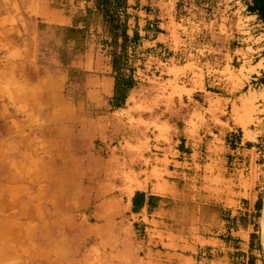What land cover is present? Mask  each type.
I'll list each match as a JSON object with an SVG mask.
<instances>
[{
	"label": "crops",
	"instance_id": "obj_1",
	"mask_svg": "<svg viewBox=\"0 0 264 264\" xmlns=\"http://www.w3.org/2000/svg\"><path fill=\"white\" fill-rule=\"evenodd\" d=\"M8 2L0 19V34L7 36L6 50L0 51V264H248L252 257L254 264H264L263 199L256 217L259 193L241 180L236 190L218 165L221 149L252 158L257 149L259 133L244 130L245 116L233 113L237 101H228L224 144H211L217 156L211 158L210 201L223 209L225 234L195 235L193 227L180 223L176 204L186 170L195 165L198 122L184 117L179 128L147 102L131 101V91L124 107L116 109L128 110V118H92L85 101L111 98L112 76L86 73L85 99L75 101L66 93L73 62L63 65L52 57L47 65L37 64L35 26L69 25V16L43 0ZM259 49L264 62V42ZM256 65L243 88L264 102L255 89L264 90V65ZM78 67L88 71L83 64ZM169 73L170 79L185 76L191 94L202 89L189 70ZM95 80L105 87L93 86ZM116 124L130 130L122 152L108 157L92 152L91 135L108 139ZM137 191L146 200L153 196V206L132 211ZM136 226L144 230V249L134 238ZM252 232L260 247L257 239L250 244Z\"/></svg>",
	"mask_w": 264,
	"mask_h": 264
},
{
	"label": "rangeland",
	"instance_id": "obj_2",
	"mask_svg": "<svg viewBox=\"0 0 264 264\" xmlns=\"http://www.w3.org/2000/svg\"><path fill=\"white\" fill-rule=\"evenodd\" d=\"M43 1L68 15L70 24L37 23L33 34L38 53L37 64L47 65L52 57H57L63 65L73 62L74 65L70 66V87L66 88V93L70 99L82 101L85 99L83 78L86 73L94 77L112 76L110 56L99 43L100 38L93 26L79 44L71 41L70 33L60 27L70 26L73 18L91 3L88 0ZM9 4L8 0H0V19ZM128 4V33L131 35L137 29L141 36L128 49L129 64L137 80L130 93L131 101L147 102L148 106L154 107L157 115L163 113V118L171 116L179 128L184 125V117L188 116L199 125L198 145L195 147L197 154L193 159L195 165L186 170L182 198L176 204V210L181 215L180 223L187 225V228L193 227L195 235H212V231L225 234L223 209L220 204L214 205L210 201L211 158L219 155L218 165L226 177L233 178L236 190L239 188L238 180H241L245 187L255 189L264 201V102L255 99L254 91L243 88V83L247 86L251 83L250 74L255 70L254 64L257 63V68L264 65L263 51L259 49L264 42L262 25L246 11L240 0H129ZM0 27H3L1 22ZM157 29L161 31L158 41L154 40ZM5 37L0 34L1 52L6 50ZM78 64L85 65L88 71H82ZM172 70H189L202 89L191 94L190 90L185 89V76L170 79L169 72ZM92 83L95 87H105L103 81L95 80ZM255 89L264 99L263 87L255 86ZM184 92L186 95L181 97ZM103 99V103L93 99L85 101L87 113L92 118L109 115L115 119L129 117L128 110L109 108L110 98L107 94ZM229 99H235L239 104V107L233 105V113L237 117L245 116L243 129L249 128L260 135L253 158L250 153L231 155L221 149L216 154V149H212V140L217 145L224 144L227 118L230 116ZM143 108L146 107H138L140 110ZM113 127L114 132L108 139L91 135L92 152H99L104 157H108L112 151L117 154L122 152L130 130L117 124ZM228 154L232 157L229 165L226 160ZM263 235L261 218V243L264 249ZM134 238L140 242L142 247L139 248L144 249L146 237L140 226H136ZM200 255L197 253V256Z\"/></svg>",
	"mask_w": 264,
	"mask_h": 264
},
{
	"label": "trees",
	"instance_id": "obj_3",
	"mask_svg": "<svg viewBox=\"0 0 264 264\" xmlns=\"http://www.w3.org/2000/svg\"><path fill=\"white\" fill-rule=\"evenodd\" d=\"M91 5L87 6L82 13L75 16L70 26L60 27L70 33V40L74 43H81L85 40L89 29L93 26L94 31L100 38L99 43L106 48L110 56L112 77L114 79L113 93L109 100L111 109L122 108L130 91L137 85L133 75V67L129 64L128 49L137 43L141 36L137 29L128 33L129 25L127 9L129 0H88ZM137 2L138 0H133ZM246 7V11L254 14L257 20L263 24L264 32V0H240ZM147 29V28H146ZM156 32H161L159 29ZM132 201V211L140 209L144 204L153 206V196L145 199V193L135 192ZM262 197L259 195L255 207V216L260 215ZM257 224L254 230H257ZM257 239L256 233L250 234V244ZM260 247V244H259ZM248 264H254V258H250Z\"/></svg>",
	"mask_w": 264,
	"mask_h": 264
},
{
	"label": "bare ground",
	"instance_id": "obj_4",
	"mask_svg": "<svg viewBox=\"0 0 264 264\" xmlns=\"http://www.w3.org/2000/svg\"><path fill=\"white\" fill-rule=\"evenodd\" d=\"M261 218H262V222H263V225H264V201H263L262 216H261ZM263 237H264V235H263Z\"/></svg>",
	"mask_w": 264,
	"mask_h": 264
}]
</instances>
